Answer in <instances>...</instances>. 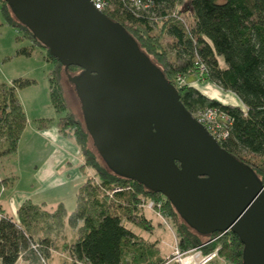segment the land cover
<instances>
[{
    "label": "trees",
    "instance_id": "1",
    "mask_svg": "<svg viewBox=\"0 0 264 264\" xmlns=\"http://www.w3.org/2000/svg\"><path fill=\"white\" fill-rule=\"evenodd\" d=\"M136 1L140 6L135 5ZM103 3L101 12L123 26L161 68L188 112L195 115L212 109L227 118L226 137L219 140L220 146L250 167L264 185V0H103ZM0 6V26L6 24L42 47L14 19L3 0ZM15 41L21 38L17 36ZM31 52L20 48L15 56L28 57ZM47 55L56 66L49 74L50 104L57 114H65L56 127L80 151L83 158L80 169L88 168L95 178L79 186L75 207L69 213L62 204L48 209L45 203L28 199L17 208L14 217L1 216L0 264H49L55 254L63 264H162L165 258L157 245L144 243L127 226L153 233L151 220L142 207L149 201L175 230L181 251L215 239L204 247L205 252L220 247L221 258L229 264H242L243 245L237 235L232 232L198 235L181 221L162 195L119 178L102 165L85 128L67 110L60 84L63 67L48 51ZM76 70L70 67L67 72ZM191 76L234 94L242 107L209 98L186 84L185 79ZM34 84L28 79L0 83V157L12 156L18 150L27 119L17 93ZM50 124L49 119H39L36 127L43 131ZM116 189L121 190L115 192Z\"/></svg>",
    "mask_w": 264,
    "mask_h": 264
},
{
    "label": "water",
    "instance_id": "2",
    "mask_svg": "<svg viewBox=\"0 0 264 264\" xmlns=\"http://www.w3.org/2000/svg\"><path fill=\"white\" fill-rule=\"evenodd\" d=\"M3 1L65 73L80 70L67 77L104 167L162 195L198 235H237L242 264H264V185L186 110L130 33L90 0Z\"/></svg>",
    "mask_w": 264,
    "mask_h": 264
},
{
    "label": "rangeland",
    "instance_id": "3",
    "mask_svg": "<svg viewBox=\"0 0 264 264\" xmlns=\"http://www.w3.org/2000/svg\"><path fill=\"white\" fill-rule=\"evenodd\" d=\"M1 6H0V20L2 19L1 16ZM186 20L190 23L189 18L185 16ZM13 33V40H14V50L13 54L16 50L20 48H27L32 50L31 55L28 57L25 56H14L6 61L0 71V83H11L13 80L16 79H28L35 82L33 86L28 88H24L19 90L17 95L21 99V105L23 107L24 113L28 118V122L30 126H37V119H49L51 120V126L57 124L59 118L65 116V114H57L51 104H50V97H49V74L55 70V64L49 60L47 51L38 45L33 44L29 39L23 38L22 33L17 31L16 29L10 28ZM11 33V34H12ZM19 36L21 41L16 42L15 38ZM80 70H76L74 72L65 73L64 69L61 71V79L60 84L62 86L63 97L66 103L67 110L73 115V117L78 120L84 127V118L81 109L80 100L76 94L75 88L73 84L69 81L67 74L75 75L79 73ZM200 74V72L198 71ZM178 82V80H177ZM186 84H190L195 88L198 86V89L205 93V87H207L208 91L211 89V85L202 83L200 78L196 76L187 77L185 79ZM180 83V82H179ZM185 84V83H182ZM200 85V86H199ZM205 85V87L203 86ZM214 89V88H213ZM209 98L210 95H208ZM200 115V111L196 112L194 118ZM39 117V118H38ZM70 140V139H68ZM72 141V140H71ZM73 142V141H72ZM74 143V142H73ZM92 146V145H91ZM95 152V151H94ZM55 156L57 152L54 153ZM80 157H82L79 151ZM60 162L57 163V167L59 168L58 175L63 172L66 174L68 170L72 172L75 166L76 174L72 177L70 181H75L74 184L63 186H57V188H50L42 190L41 185L38 183H34V187H31L32 175L31 171H10L11 176L14 177L16 180V187L23 192H27L30 196H33V200L36 202L44 201L46 203V207L48 209L56 208L58 205L65 207L67 212H71L75 207V192L76 188L87 179H94L95 176L91 170L85 168L84 171L80 169L83 162L80 165L73 163L74 159H58ZM83 160V158H82ZM100 160V159H99ZM101 162V160H100ZM3 163V162H2ZM102 163V162H101ZM5 168L6 164H2ZM103 165V164H102ZM104 166V165H103ZM67 169L66 171H64ZM3 173L6 171H2ZM65 176V175H63ZM19 178V179H18ZM77 180V181H76ZM73 185V186H72ZM75 185V188H74ZM39 195L35 196L37 193ZM59 202V203H57ZM153 202H145L142 204V207L145 209V215L151 220L153 225V233H145L139 229L133 228L129 225L128 227L131 228L135 233H137L140 239L146 244H156L157 248L159 249V253L163 258L169 257L171 254V250L175 244L174 236L175 230L171 226V224L164 219V217L160 214V210L150 209L148 205ZM52 206V207H51ZM177 239V238H176ZM220 247H216L215 249H219ZM214 249V250H215ZM219 256V254H218ZM220 257V256H219ZM221 261H217L214 264H229L226 260L220 257ZM49 264H63V260L57 254L53 255L52 259L50 260Z\"/></svg>",
    "mask_w": 264,
    "mask_h": 264
},
{
    "label": "crops",
    "instance_id": "4",
    "mask_svg": "<svg viewBox=\"0 0 264 264\" xmlns=\"http://www.w3.org/2000/svg\"><path fill=\"white\" fill-rule=\"evenodd\" d=\"M0 21H2V19ZM10 28L12 27L6 24L0 26V69L6 61H9L7 58L10 59L13 57L17 51L16 50L13 54L14 40ZM0 73L2 72L0 71ZM203 86L205 87V85ZM211 87L209 91L207 87L204 88L205 94L210 95L213 99L222 104L242 107V103L234 94L225 92L214 85H211ZM196 88L198 89V86ZM18 98L21 102L20 97ZM26 119L27 125L21 136L17 152L12 156L0 157V217H14L17 208L28 199L37 204L45 203L44 201H34L33 196H30L27 192H23V190L16 187L18 181L16 182L17 179L11 176L10 171H31V187L33 188L34 183L37 182L38 185H41L42 190L45 191V189L57 188V186L65 187L75 183V181H70V175L73 177L76 174L77 170L75 168L77 167L75 166L72 172L68 170L66 174L62 172L58 175L57 170L59 168L57 167V163L60 162L58 159L75 158L76 160L72 161V164L76 162L78 165L83 162L76 145L71 140L62 137L55 125H50L48 129L39 131L36 126L32 127L28 125L27 116ZM55 152H57L56 156L54 154ZM2 164H6L5 168ZM66 170L67 169L64 171ZM2 171L6 172L3 173ZM6 179H8L6 184H2L1 182ZM77 189L78 188H76V192ZM39 194L38 192L35 196Z\"/></svg>",
    "mask_w": 264,
    "mask_h": 264
},
{
    "label": "built area",
    "instance_id": "5",
    "mask_svg": "<svg viewBox=\"0 0 264 264\" xmlns=\"http://www.w3.org/2000/svg\"><path fill=\"white\" fill-rule=\"evenodd\" d=\"M90 1L92 2L96 10L100 12L102 11L104 7L103 0H90ZM135 5L140 6V3L136 1ZM195 119L206 128L209 134L214 139H216L218 143L219 140L224 139L226 137L224 123L226 122L227 118L223 116V114H221L220 112L212 109L204 110L201 111L200 115L197 116V118L195 117ZM120 190L121 189H116L115 192H118ZM148 207L152 209L154 205L150 203ZM174 240H175V244L171 250V254L169 257L165 258V261L162 264H213L217 261H221L220 257L218 256L219 249H215L208 252H205L203 250L205 246L213 242L215 239L206 242L205 244L197 248L185 252L181 251L180 248L178 247L177 239L175 236H174Z\"/></svg>",
    "mask_w": 264,
    "mask_h": 264
}]
</instances>
